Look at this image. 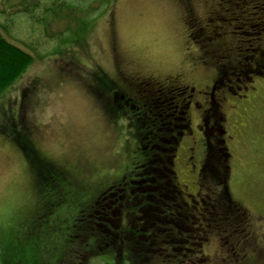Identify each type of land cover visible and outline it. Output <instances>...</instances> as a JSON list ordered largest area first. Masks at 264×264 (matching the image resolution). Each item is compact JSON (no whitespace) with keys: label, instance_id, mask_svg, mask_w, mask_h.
<instances>
[{"label":"rangeland","instance_id":"374dc122","mask_svg":"<svg viewBox=\"0 0 264 264\" xmlns=\"http://www.w3.org/2000/svg\"><path fill=\"white\" fill-rule=\"evenodd\" d=\"M84 1L29 0L25 8V4H18L21 0H0L1 35L35 59L0 97V264H55L63 253L64 258L76 261L83 253L85 243L92 241L91 247L94 248H90V253L96 259L88 264L126 263L117 255L120 261L116 262L114 252L104 251L109 246L104 244V238L112 239L111 235L107 234L109 230L106 227L95 228L90 214L80 218L83 222L77 224L78 230L72 235L69 255L66 254V244L53 243L57 240L56 226L59 239L66 236L63 223L67 222L64 216L68 214L57 218L60 212L63 213L64 206L69 204L75 209L83 206L81 209L88 213L93 211V216L97 211L107 213V210H101L108 205L107 217L109 214V218H115L112 221L113 228H116L112 230L120 234L119 227L126 222L128 211H124V219L120 221L118 211L113 208L117 202H111L116 201L112 190L104 197L103 192L120 184L123 176H129L131 181L125 186L128 190L129 185L137 181L146 155L151 157L159 153L168 158L173 128L177 132L180 131L179 126H185L184 121H176L178 114L174 113L173 97L161 100L170 111L161 116L155 115L159 124L148 126H162L159 129L160 147L156 150L152 148L154 151L149 149L153 131L147 133L149 136L141 131L146 126L138 123L137 118L141 115H135L138 111L133 110L139 107L138 102L119 108L123 100L118 99L114 110L109 103L110 87L116 82L121 83V73L115 66L118 57L126 66L125 75L165 82L170 77L179 79L183 74L184 84L194 87L196 94L207 90L216 73L223 72L224 80L220 79L225 86V95L228 94L218 111L226 118V122L221 119L220 124L225 128L227 135L224 138L228 140L221 147L223 150L226 147V153H230L227 161L221 162L229 170L227 183L222 185L211 176L199 178L198 170H191L187 161L190 154L182 151L181 146L173 168L178 176L176 182L185 194L196 196L201 193L206 206L198 202L197 207L189 208L184 205L180 194L175 197L171 194L173 189L168 188L166 204L161 203L159 209L155 207L158 211L154 210L151 217L167 229L157 234L160 243L157 242L153 252L145 250L143 257L139 254V264L143 261L145 264H264V73L260 74L264 72V15L259 13L251 24L245 23L251 25L250 29L238 26V23H244L239 19L241 15L234 16L239 20L236 25L228 26L231 22L225 24V33L234 26L240 28L236 30L235 37L243 50L240 55L247 60L244 67L230 71L231 63H237L235 54L230 59L224 55V60H221V54L216 51L219 48L208 44L213 40L226 41L220 38L208 40L210 36L206 31L201 34L202 28L208 30L218 25L211 22L210 13L216 7L213 0H111L108 6H102L96 12L83 11L80 5ZM90 1L97 5L95 0ZM62 2L77 5L76 8L81 9L84 15L95 14L91 17L92 30L80 45L75 41L64 45L63 40L69 36L53 33L64 31L67 27L65 20L55 25L51 32L55 37L51 38L47 36V23L39 17L47 7ZM34 5H38L37 10ZM223 18L227 19L224 13ZM248 30L250 33H247ZM204 55L205 61L202 59L200 63L199 59ZM242 68L244 72L248 68L257 71L246 74L252 82ZM98 80L105 85V93ZM245 87L247 91H244ZM115 88L114 96H124L130 91L126 83L124 89ZM196 100L205 104L201 110L193 108L190 111L189 128L197 141L195 161L203 163L205 150L198 127L202 112L209 106L206 99L197 97ZM210 106L212 109L213 106ZM211 113L209 122L215 123L216 110ZM20 128L24 132L27 128L31 131L28 138L36 147L37 155L59 168L58 171L63 174L61 185L66 193L60 192L59 186L60 190L48 188L45 194L37 190L33 170L22 151L6 135L10 129L20 131ZM214 144L212 139V146ZM139 148L142 150L139 151ZM208 149L212 152L210 146ZM222 153L225 154L224 151ZM212 154H215L214 151ZM134 167H137L136 170ZM160 180V183H171L169 177ZM134 185L140 187L138 182ZM183 186L187 189L184 190ZM173 188L176 190V187ZM153 191L157 190L154 188ZM50 193H54L55 197H50ZM133 193L141 191L134 188ZM58 195L60 201L55 200ZM223 195L228 196L230 203H225L227 206L224 203L217 205L211 211L217 213L216 217L209 215V208L214 207L211 205ZM47 203L53 204L54 212L44 215L40 208L44 209ZM135 209L132 207L129 213ZM100 224L103 225L104 220ZM101 229V232L96 231ZM170 230L172 237L168 236ZM95 237L101 246L96 245ZM44 238L47 246L43 243ZM148 238L153 240L152 235ZM117 239H121V234ZM234 240L246 241L249 246L247 252L255 250L257 253L253 257L248 254L249 259L244 263L242 260L236 263L233 257ZM239 241L237 243L242 244ZM162 242L166 246L162 244L163 249H158ZM100 250L102 254L97 259ZM42 252L47 253L44 259ZM163 253L169 257L162 256Z\"/></svg>","mask_w":264,"mask_h":264},{"label":"trees","instance_id":"16d2710c","mask_svg":"<svg viewBox=\"0 0 264 264\" xmlns=\"http://www.w3.org/2000/svg\"><path fill=\"white\" fill-rule=\"evenodd\" d=\"M28 1L29 0H21V2H19L18 4L20 3L25 4V8H26L28 7L27 5ZM36 2L38 3V1ZM95 2H97V5H95L94 2L90 0H85L80 5L81 6L80 8L86 12H91V11L96 12L100 8H102V6H108L111 3V0H95ZM85 5L88 6L87 7L89 8L88 11H87V8H83L85 7ZM76 7L77 5L75 4L72 5V4L62 2L61 4H54L53 7H47L41 13L39 17L41 18L43 22L47 23L48 25V31H47L48 37L54 38L55 36L51 34V32H53L52 29L55 27V25H58L60 21L65 20L67 23V27L64 29V31L53 32V33L57 35L60 33L59 36H63V35L69 36L65 38V40H63L62 44L64 45L70 43L71 41H75L77 45H80L83 43L84 39L87 36L86 34H88L92 30L93 24L91 22V17L94 16L95 14L86 13L84 15L82 13L83 11L81 9L79 10ZM37 8H38V5L35 6L36 10ZM48 14H51V16ZM212 42L216 43V41H212ZM217 43L218 44H216V46L217 48L220 49L222 47L221 46L222 42L219 41ZM214 46H215L214 44L211 45V47H214ZM34 61H35L34 57L29 52L26 53L22 49H19L18 47H14L13 45H11L6 39L3 38L0 32V97L6 94L7 90L16 83L18 78L21 77V75L26 71L28 66L32 64ZM255 63L257 64V60ZM248 70H252L253 73H257V71L255 72L251 68H248L245 72H247ZM262 73L264 72H260V74ZM247 78L249 77L247 76ZM113 88H115V84H113ZM145 106H146L145 108L146 110L144 111L142 116L138 119L139 120L138 123L139 122L143 123L147 127V128L146 127L141 128V131L145 132L146 136H149L147 135V133H150L151 131L154 132V134L152 135L150 134V137L151 136L152 137L150 139V144H149V149H151V151L152 150L154 151V149L155 150L158 149L161 144V138H159L160 137L159 133L161 131H158V130L161 129L162 126L161 127L159 126V128L157 127L153 128L154 126H151L150 128H148L150 124H153V123H155L156 125L159 124V119L155 118L154 117L155 115L151 116L147 114L148 110L150 109L155 110L150 101H147L145 103ZM215 116L217 118L216 122L217 123L218 121L220 122L221 116L220 114H218L217 110H216ZM0 123H1V120H0ZM12 123L14 127H17L16 123L15 124L14 122ZM26 130L27 131L24 132V131H21V128H20V131L19 130L17 131L15 129H10L9 134H6V133L5 134L7 136H10L11 140L14 142L16 147H18L20 151H22L24 155L23 157L26 158L28 164L30 165V168L33 170V178L35 179V185L37 187V190L45 194L49 190L48 188H51L50 190H60L57 188L59 186L61 188L60 192L66 193V190L61 185L63 178L60 176L62 173L58 171L59 168L37 155L36 147L29 141V138H28L29 137L28 135L31 134V131L28 128ZM173 145H171L167 150L169 151L168 153L170 155L168 158L164 156L162 157V155L159 153H154L151 157L149 155H146L145 162L141 166L142 170L140 171V173H138L139 176L136 177L137 181L135 180L134 182H132L131 185H129L130 188L128 190H127V187L125 186H127V184L129 183V179L127 180L128 182L123 180L122 182H120V184L115 185V186L113 185L112 187H110V189L103 192L102 197L108 195L107 193H109L112 190L111 191L112 196L116 197V201L113 200L111 202H117V205L113 208H115V211L116 210L118 211V219L120 221L124 219L123 218L124 211H128L126 212L127 215L125 216L126 222L122 223V226L119 227V232L121 234L120 240L117 239L118 235L120 234L119 233L116 234L114 230H112L116 228V227L113 228L114 221H112V220H115V218L114 217L109 218V214L107 217V213L109 212L107 208L108 205L105 206L106 209L101 210V211L107 210V213L97 211L95 212L96 217L93 218L95 228L100 229L103 226V227H106V230H109V233L107 234H110L112 239L110 238L108 239L106 237L104 238V241H105L104 244L109 245L108 247H105L104 251L107 249L109 253L110 251L114 252L115 253L114 258L116 262L120 261V258L119 259L116 258V255H117L121 257V261L126 260L125 261L126 263L124 264H139L140 262L139 254H141V257H143L144 255H146L145 250H147L148 252H153L155 250V246L157 245V242L160 241L159 239H157V236H158L157 234L167 229V228L162 227L161 224L158 225L151 217L153 215L154 210L158 211L155 207L159 209V206H162L161 203H163L164 205L166 204V201L168 198V195H166V192L168 191V188L171 187L173 189L171 192L172 195H175V197L178 195L175 188H173L175 187V184L173 183L174 177L172 174L173 170H172L171 162H170L172 155H173V151H172ZM221 146L222 145L217 144L212 148V152L214 151L215 154H212L211 152L209 155L208 162L206 165L207 173L204 175V177H206V175L208 174V176L209 177L211 176V178L212 177L217 178V182L223 185L224 182L227 183L226 177L229 173V170H228V167H224L223 165H221V162L223 164L227 161L226 160V156H227L226 149L224 148L225 150H223L222 149L223 146L222 147ZM223 151L225 152V154L222 153ZM160 177L161 178L165 177L167 179L168 177L169 179L171 178V183L169 182L168 184V181L164 183L162 182L160 183L161 181ZM122 178H125V176H123ZM135 182H138L140 187H142L143 185H146V186L142 187L141 189L140 187L139 188L134 187ZM134 188L138 189V191H141V193L139 194L135 193L134 195L133 193ZM154 188L155 190H157L156 192L153 191ZM50 197L52 198L55 197V194L50 193ZM55 200L60 201L58 196L56 197ZM102 201L103 200L101 199V202ZM215 201L216 203L214 202V204L211 205L214 207L209 208V212L213 211L219 205L222 206L223 205L222 203H224V205H226L225 203H230V200L227 195H223V198L219 199V201L217 200ZM132 207H135L136 209L132 213H129L131 212ZM40 211H44V210H41L40 208ZM51 211L54 212L53 209ZM60 213L61 214H59V217L57 219H59L63 215L62 212ZM49 214H51V212ZM210 214L214 215V217L217 216V213L211 212L209 213V215ZM44 215H46L45 211H44ZM57 219H55V221ZM103 220H104V224L102 225L100 223H103ZM77 224L78 223H75V222L69 223V221L68 222L64 221L63 223V225L66 226V231L68 230L70 226L76 227ZM54 227L55 226H53L52 228V232L54 230ZM85 228H88V227H85ZM85 228H82V230ZM171 228L173 229V227ZM77 230L78 229H75L74 231H77ZM147 230H149V232H147ZM171 230L169 231L168 236L172 237L173 234H171ZM91 231L92 233H94L92 229ZM96 231L101 232L102 229L96 230ZM55 233L57 234V240H54L53 243L56 244L59 242L62 244H66L65 249H67L68 251L66 254L69 255V250L72 248V245H71L72 242H69V240L70 238L72 240V237H69L68 234L66 233L65 234L66 236H61V239H59L60 235L58 234L59 232H58L57 226H56ZM148 235L153 236L152 241L149 240ZM45 238L43 240V243L47 246L48 244L45 241ZM95 241H96V245H98L99 241H97L96 237H95ZM168 242L171 243V241H168ZM93 243H94L93 241L90 242V244L85 243L86 245L83 250L84 254L81 253L80 256L77 257L78 259L76 261H69L68 258H64L63 257L64 253H63L62 255H60V260L55 264H88V262L91 259V254H92L90 253L91 249L94 248V247H91L93 246ZM112 243L114 245L111 246ZM162 244L166 246V244L162 242L161 244H159L160 247L158 249H163ZM38 245H41L40 242H38ZM138 249L139 251H137ZM42 254H43V259H44V257L47 256V253L42 252ZM100 254H102L101 250H100V253L97 252V256L101 257ZM162 256H166V255H164L163 253ZM43 259H42V262L44 263ZM142 264H145V261H143Z\"/></svg>","mask_w":264,"mask_h":264},{"label":"flooded vegetation","instance_id":"af4514ba","mask_svg":"<svg viewBox=\"0 0 264 264\" xmlns=\"http://www.w3.org/2000/svg\"><path fill=\"white\" fill-rule=\"evenodd\" d=\"M215 2V9L213 11H211L210 13V17L212 18L211 22H215L218 23L217 27H211V29H203L202 28V32L201 34H205L204 31L207 32L208 36H210L208 38V40H212V39H221V40H225L226 42L223 41V43L221 44V48L218 50V53L221 54L220 55V59H223V56L225 55L226 57H229L228 59L232 58V54H235V61L237 63L233 64L231 63L233 66L229 69L230 71H235L238 70L241 67H244L243 64L247 61L246 58L244 59L242 57V55H240V53H243V50H241L240 46L238 45V39H236L235 37V33L236 30L240 29L237 27H233V29H230L229 31H227L225 33V28L224 26H226L225 24L228 22H231L230 24H228V26H233L236 25V22L239 21L238 19L234 18V16H239L241 15L239 19H242L244 23L239 24L238 26L242 27V29L244 28H252L251 25H246V24H251L253 21H255V19H257L256 16L260 14L264 15V0H213ZM257 10V11H254ZM223 13L227 16V19L223 18ZM217 16V17H214ZM260 20V19H259ZM210 22V23H211ZM246 23V24H245ZM232 24V25H231ZM219 30V32H216V30ZM187 30L189 31V29L187 28ZM247 33H250L249 30ZM189 34L191 35V32H189ZM212 34L215 36L213 37ZM215 41V40H213ZM216 41L215 42H210L211 45L214 44L216 46V44H218ZM209 44V46L211 47V45ZM225 43L228 44L227 46H225ZM230 47V48H229ZM243 58V59H242ZM202 59L205 61V55L199 59L200 63L202 62ZM249 60V59H248ZM239 63V64H238ZM203 64V63H202ZM115 66H118V69L120 71V81L115 83V87L117 86L118 88L124 89L123 86L126 83L128 85V87L130 88V91H128L124 96L122 94H116V96H114V90L116 88H113V85L110 87L109 89V103L111 105V108L114 110L115 104L117 105V102H119L118 99L123 100V103L119 105V108H127L130 103H134L135 101L138 102V106L136 108H133L134 112L138 111L137 113H135V115L139 116L144 113L143 109L146 108L145 103L147 101H150L152 106L154 107L155 110L150 109L148 110L147 114L148 115H159L161 116L163 113H165L166 111H170L168 110L165 105L164 102L161 101L167 97H173L174 100V113L178 114V117L176 121H184L185 122V126H179V130L176 132V129L173 128L172 130V135L170 137V144L173 145V155L171 158V167L172 170L175 166V159L177 160V158L179 157V150L182 147V151H186L190 154V156L187 157V161H189V165L191 170L196 171V169L198 170V174L197 176H200L199 178L203 179H207L209 176L208 174L206 175V177H204V175L207 173V169H206V165L208 162V158H209V151L210 149H208V146H210V148H213L215 145H224L227 143L228 140H226L224 138V136L227 135V132L225 130V128H223L220 124V122L218 121L215 123H210V119H211V112H215V110L219 111L220 108L223 106L222 104L224 103L225 99L227 98V95H225V86L223 84V80H224V73L220 72V73H216L215 78L212 81V85L210 87H207V90H204L203 93H199L196 94V89L194 87L188 86L184 84V75L181 74V76H179V79H175L170 77L169 79H167L165 82L163 81H157L156 79L153 78H143L142 76H134V75H130V74H126L127 72H125V65L123 63V61L118 57L117 63L115 64ZM225 67V66H224ZM245 67H250V66H245ZM242 72H244V69L242 68ZM256 72V71H255ZM249 73H253L252 70H248L247 72H244V75L249 74ZM262 75V74H261ZM118 77V78H119ZM232 77H236V76H232ZM220 78H223V80ZM250 79V77L248 78ZM251 80V79H250ZM117 81V78L116 80ZM98 82H100L101 87L103 89L104 92V88L105 85H103V83L98 80ZM252 82V80L250 81ZM113 84V83H111ZM240 89H242L243 87H239ZM240 89H237L240 91ZM129 90V89H128ZM136 90V91H135ZM244 91H247V87H245ZM105 93V92H104ZM197 96H196V95ZM203 98L204 100L206 99L208 102V106L209 108L204 109V111L201 114V125L198 127L200 129V131H198L201 134V139H202V146L204 147L203 151V163L201 162H197L195 161V146L197 145V141L196 139H194V134L191 131V129L189 128L191 125V120L188 118V115L190 113V111L194 108V109H203L204 104H200V102H198L196 100V98ZM245 99V98H244ZM126 100V101H125ZM171 103V106L173 105ZM213 106V108L211 109V106ZM158 108L163 109V110H158ZM119 110V109H117ZM156 111V112H155ZM133 112V111H131ZM130 112V114H131ZM146 115V114H145ZM141 116H139L137 119H139ZM220 121L221 119H224V123L226 122V118L225 116L220 115ZM211 125V126H210ZM158 130V129H157ZM161 131V130H158ZM152 134H154V132H152ZM151 134V135H152ZM212 139L215 141L216 144H214L212 146ZM228 139V137H227ZM180 146V147H179ZM226 152L228 151V149L225 147ZM142 148H139V151H141ZM209 150V151H208ZM211 153V151H210ZM228 156H230V153L227 154L226 158H228ZM145 162V159L143 160ZM137 167H134V169L136 170ZM68 170V169H67ZM173 174V183L175 184L176 187V191L178 194L181 195V197L184 199V205H187L189 208H195L198 206V202L204 206H206V204L204 203V199L200 194H197L196 196L193 194H185L180 185L178 184V181L176 182V179L178 180V176L177 173H175V170L172 171ZM130 175V174H129ZM61 177L63 176V174L60 175ZM81 178V177H80ZM135 178V177H134ZM129 176L122 178L121 182L123 180H128ZM128 182V181H127ZM131 181L129 180V183ZM79 183V179L77 181V184ZM184 190L187 189V186H183ZM200 188H202L200 186ZM59 197V195H58ZM209 198V197H208ZM206 198V199H208ZM187 199V200H186ZM95 200V199H94ZM186 200V201H185ZM92 202V201H91ZM90 203V202H89ZM188 203H190V206ZM89 207H91L92 205H89ZM83 206L79 207L77 209H75V206L72 207V205H67L64 206L63 208V214L68 216H64L65 220H67V222L69 221V223L71 222H75V223H80L82 221V219H80L81 217H88L90 214L91 218L96 217L93 216V211L89 212L86 210L81 209ZM53 209V204H45V208L41 209L44 210L46 214H49L50 212L53 213L51 210ZM80 209V210H78ZM89 209V208H88ZM85 213V214H83ZM87 213V214H86ZM79 214V215H78ZM80 214H82L80 216ZM96 214V213H95ZM80 216V217H79ZM83 222V221H82ZM78 228V225L76 227H72L70 226L68 228V230L66 231L69 237H72V234L76 231H74L75 229ZM239 240H234L233 242L235 243L234 246V250L235 253L233 255V257H235V262H242L244 263L246 260H248L249 258H247L248 254L250 256H254L253 254H256L257 252L254 250L251 253H248V243H246V241L242 242V244H238ZM69 242H71V238L69 240ZM246 252L241 255L240 253H242L243 251ZM258 256V255H257ZM99 257L97 256V259ZM247 258V259H246ZM96 258H94V256H91L90 260H94Z\"/></svg>","mask_w":264,"mask_h":264}]
</instances>
